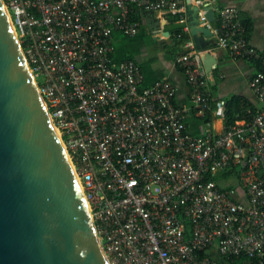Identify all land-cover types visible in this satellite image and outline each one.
<instances>
[{
    "label": "built area",
    "instance_id": "1",
    "mask_svg": "<svg viewBox=\"0 0 264 264\" xmlns=\"http://www.w3.org/2000/svg\"><path fill=\"white\" fill-rule=\"evenodd\" d=\"M2 1L108 263L264 264V70L249 83L261 104L256 115L220 134L206 123L194 136L188 119L205 118L214 105L213 115L224 120L226 101L213 104L191 43L177 64L192 110L175 105L170 81L145 87L135 61L113 59L115 32L139 34L132 16L183 19L184 0ZM216 40L233 59L264 67L236 9L221 11ZM235 170L236 188L215 180Z\"/></svg>",
    "mask_w": 264,
    "mask_h": 264
},
{
    "label": "water",
    "instance_id": "2",
    "mask_svg": "<svg viewBox=\"0 0 264 264\" xmlns=\"http://www.w3.org/2000/svg\"><path fill=\"white\" fill-rule=\"evenodd\" d=\"M204 22H216L211 6ZM199 50L213 33L190 11ZM169 36V33H165ZM0 264H109L83 189L0 0Z\"/></svg>",
    "mask_w": 264,
    "mask_h": 264
},
{
    "label": "crops",
    "instance_id": "3",
    "mask_svg": "<svg viewBox=\"0 0 264 264\" xmlns=\"http://www.w3.org/2000/svg\"><path fill=\"white\" fill-rule=\"evenodd\" d=\"M209 5L216 13V22H204L203 7ZM226 8L236 9L239 19L246 29V38L250 47L264 55V0H184L183 19L171 13H152L142 11L139 18V34L126 37L119 32L113 35L115 62L133 60L144 75V86L150 87L157 82L170 81L177 89L175 105L193 109L192 91L187 82L183 68L177 64V58L186 49L185 43H191L195 55L201 59V68L208 76L209 92L213 100L228 101L237 97L246 101L251 109L260 111L261 104L250 89L251 78L264 67L259 62L235 60L228 51L217 45L216 31L220 26V13ZM200 9V27L207 26L213 33L205 41L209 44L206 50H199L190 32L189 12ZM189 28L185 41L177 37V32ZM165 33H169L166 36ZM153 54L149 55V51ZM204 119L193 114L187 121V129L194 136H201L206 128ZM211 128L216 134L224 129V120L212 115Z\"/></svg>",
    "mask_w": 264,
    "mask_h": 264
},
{
    "label": "trees",
    "instance_id": "4",
    "mask_svg": "<svg viewBox=\"0 0 264 264\" xmlns=\"http://www.w3.org/2000/svg\"><path fill=\"white\" fill-rule=\"evenodd\" d=\"M178 17L180 18V16ZM132 20L139 22V18L136 15L132 16ZM180 35H181V38H179ZM177 37L178 39L181 40L180 42L186 40L187 35L184 34L183 28L177 32ZM186 54H188V52L183 51L180 56L186 55ZM217 101L218 100H213V104H215ZM213 111H214V105L212 106V110L207 113L205 118H203L205 123L211 122ZM258 112L259 111H254L253 109H251L246 101H243L242 99L237 98V97H233L229 99L228 101H226L224 126L225 128H231L237 125L238 122L249 120L251 115H256ZM231 178L234 179L233 184L231 185H233L232 187L236 188V186L239 185L238 184L239 172L237 170L233 171L232 173H229V172L223 173L220 176H217L215 180L220 183H224V182L228 183L229 180H232ZM220 263L221 264H249L246 258H242L234 262L220 258Z\"/></svg>",
    "mask_w": 264,
    "mask_h": 264
},
{
    "label": "rangeland",
    "instance_id": "5",
    "mask_svg": "<svg viewBox=\"0 0 264 264\" xmlns=\"http://www.w3.org/2000/svg\"><path fill=\"white\" fill-rule=\"evenodd\" d=\"M153 53V50L149 51V55H152ZM228 183L233 184V180H229Z\"/></svg>",
    "mask_w": 264,
    "mask_h": 264
},
{
    "label": "bare ground",
    "instance_id": "6",
    "mask_svg": "<svg viewBox=\"0 0 264 264\" xmlns=\"http://www.w3.org/2000/svg\"><path fill=\"white\" fill-rule=\"evenodd\" d=\"M58 136H59V134H58Z\"/></svg>",
    "mask_w": 264,
    "mask_h": 264
}]
</instances>
